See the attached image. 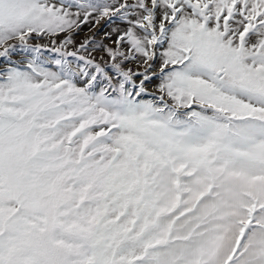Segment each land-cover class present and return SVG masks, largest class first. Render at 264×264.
Masks as SVG:
<instances>
[{"label":"snow or ice","instance_id":"obj_1","mask_svg":"<svg viewBox=\"0 0 264 264\" xmlns=\"http://www.w3.org/2000/svg\"><path fill=\"white\" fill-rule=\"evenodd\" d=\"M0 264H264V0H0Z\"/></svg>","mask_w":264,"mask_h":264},{"label":"rangeland","instance_id":"obj_2","mask_svg":"<svg viewBox=\"0 0 264 264\" xmlns=\"http://www.w3.org/2000/svg\"><path fill=\"white\" fill-rule=\"evenodd\" d=\"M85 33H87V28H85V29H84V31H83V32H81V34H80V35H81V37H83V35H84ZM78 39H79V37H78Z\"/></svg>","mask_w":264,"mask_h":264}]
</instances>
